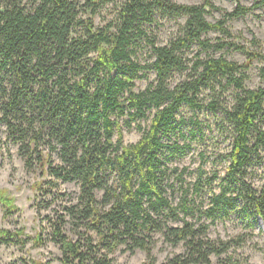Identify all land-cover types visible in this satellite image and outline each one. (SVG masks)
I'll use <instances>...</instances> for the list:
<instances>
[{"label": "trees", "instance_id": "obj_1", "mask_svg": "<svg viewBox=\"0 0 264 264\" xmlns=\"http://www.w3.org/2000/svg\"><path fill=\"white\" fill-rule=\"evenodd\" d=\"M109 4L113 16L97 26L94 17ZM263 5L257 0L227 11L210 0H0V126L26 170L40 173L33 185L39 230L34 236L0 230V244L49 242L61 264H113L119 249H139L153 264L152 237L160 233L170 246L183 247L162 264H246L229 254L240 235L210 238L207 229L233 208L229 185L242 202L240 214L264 222V69L259 86L246 85L264 53L259 39L228 25ZM214 10L221 17L209 21ZM162 19L177 24L165 44L154 32ZM211 32L221 36L208 38ZM222 50L245 60L216 55ZM149 71L154 79L136 89ZM182 106L218 113V130L229 140L225 184L204 212L208 223L187 219V188L180 187L173 205V184L169 193L164 186L170 175L181 182L186 171L168 166L181 147L162 141L178 129ZM131 125L141 135L124 143L122 126ZM256 167L263 180L257 188L249 180ZM201 177L200 170L193 192ZM0 202L11 215L15 209L1 193Z\"/></svg>", "mask_w": 264, "mask_h": 264}, {"label": "rangeland", "instance_id": "obj_2", "mask_svg": "<svg viewBox=\"0 0 264 264\" xmlns=\"http://www.w3.org/2000/svg\"><path fill=\"white\" fill-rule=\"evenodd\" d=\"M27 1V0H26ZM183 4H201L204 0H173ZM215 6L231 11L237 4L251 6L257 0H210ZM112 4L105 5L99 9L94 17L97 26H103L113 16ZM222 12L214 10L207 15L209 21H215L221 17ZM154 30L159 43L165 44L177 28L173 20L162 19ZM230 30L235 34H241L245 38L252 35L261 41L262 52L264 53V5L258 7L246 15L229 21ZM221 36L216 32L207 35L208 38ZM196 50V46L192 47ZM222 54L226 59L243 62L245 56L240 52L224 51L216 53ZM264 69V59L254 60L248 71L246 85L256 88L261 84L260 70ZM179 78L174 75V81ZM154 79V73L149 71L147 77L136 82V89H144L148 82ZM218 113L215 114L206 107L193 109L182 106L177 112V120L180 122L178 129L174 133L163 136V143L170 146L177 143L178 149L168 162V166H176L178 169L186 168L182 181L175 179V175H170L164 182L166 192H170L168 184H173L171 201L176 205L180 190L187 188L189 203L192 206V213L187 219L195 223L209 222L205 216V210L211 205L213 194H217L221 186L225 183L221 181L223 171L226 168L225 154L229 149V140L219 132ZM141 133L134 125L130 128L122 126L121 137L124 143L136 142ZM201 170V185L199 190L193 192L192 186L196 176ZM261 168H254L249 176V180L254 187H259L263 183ZM214 175L216 177H214ZM40 179L39 170L28 171L24 166L22 157L17 148L5 138L4 127L0 126V193L5 199L11 201L14 207L13 213L6 216L4 207L0 202V230L14 232L22 230V236H34L39 230V218L36 215L35 196L33 185ZM208 180H210L208 182ZM181 185V186H180ZM228 186V185H227ZM232 189L234 186L229 185ZM68 191H75L73 185H62ZM226 189L227 197L233 200V208L227 213L217 215L214 223H209L207 235L210 238L219 237L229 239L240 235L242 240L233 247L229 254L233 259H237L246 264H264V222L256 218L253 222L251 217L240 214L241 200L236 193ZM44 215V213H42ZM41 215V216H42ZM183 217L179 215V219ZM168 225L180 224L181 221L161 219ZM183 251L181 245L172 247L166 242L160 233L153 234L152 251L153 264H162L168 257ZM216 258L212 261L216 263ZM31 261H40L41 264H61L59 261V250L52 243H46L35 247L31 242L23 246L16 243L0 244V264H26ZM151 260L146 257L143 250H135L133 253L119 249L114 254L113 264H150Z\"/></svg>", "mask_w": 264, "mask_h": 264}]
</instances>
